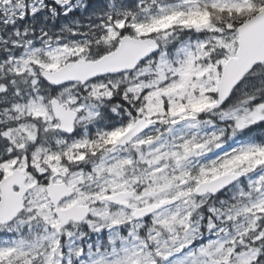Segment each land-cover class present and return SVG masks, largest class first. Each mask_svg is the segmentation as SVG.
<instances>
[{"label":"snow or ice","instance_id":"6c2138e0","mask_svg":"<svg viewBox=\"0 0 264 264\" xmlns=\"http://www.w3.org/2000/svg\"><path fill=\"white\" fill-rule=\"evenodd\" d=\"M0 264H264V0H0Z\"/></svg>","mask_w":264,"mask_h":264}]
</instances>
